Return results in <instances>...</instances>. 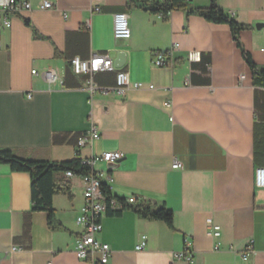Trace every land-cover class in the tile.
I'll use <instances>...</instances> for the list:
<instances>
[{
  "label": "crops",
  "instance_id": "1",
  "mask_svg": "<svg viewBox=\"0 0 264 264\" xmlns=\"http://www.w3.org/2000/svg\"><path fill=\"white\" fill-rule=\"evenodd\" d=\"M44 1L53 8L42 9ZM30 2L31 10L9 15L11 26L0 29V149L59 162L122 154L114 165L94 166L125 206L119 216L101 217L99 239L113 251L108 264H264V188L255 186V170L264 166V88L254 85L230 29L183 11L168 18L129 8L128 0ZM217 4L252 26L240 39L263 67L264 28L255 25L264 22V0ZM120 12L129 15V40L113 34V16ZM24 19L44 38L36 39ZM169 50L172 64L156 66L157 53ZM191 51H199L201 61L190 62ZM112 52L125 54L118 68L143 88L131 87L124 97L101 89L91 95L83 87L86 76L73 74L70 59ZM112 58L116 63V54ZM47 67L64 76V86L47 82ZM115 80V72L95 75L100 88L113 87ZM93 126L100 138L77 147ZM175 161L182 167L174 169ZM65 177L73 197L54 196L50 223L47 212L33 210L29 173L0 164V264H91L74 252L83 230L76 220L84 183ZM131 197L134 203H128ZM142 204L171 209L174 228L138 215L132 208ZM215 225L220 236L211 233ZM143 236L146 246L136 250ZM185 237L193 241L190 263L176 257ZM249 245L254 253L243 260L240 253Z\"/></svg>",
  "mask_w": 264,
  "mask_h": 264
},
{
  "label": "built area",
  "instance_id": "2",
  "mask_svg": "<svg viewBox=\"0 0 264 264\" xmlns=\"http://www.w3.org/2000/svg\"><path fill=\"white\" fill-rule=\"evenodd\" d=\"M42 9H52L53 5L49 1H44L41 4ZM32 9L30 0H8L5 4L0 6V29L9 28L11 21L9 15L21 14ZM95 11H100V7H95ZM171 13L166 15L161 14V17H168ZM67 15H65V18ZM113 34L116 40H129L131 38V29L129 25V15L127 12L116 13L113 16ZM178 45H174L173 49ZM158 58L155 60V65L162 67L172 64V50L165 54L157 53ZM202 55L199 51H191L188 55L190 62L201 61ZM70 67L73 74L86 76V82L83 87L94 94L97 89H101L103 93L108 94L113 92L118 96L124 97L128 90L133 87L135 89L143 88L141 83L132 85L129 72L123 68H117L114 60L110 54H94L89 59H83L80 56H74L70 59ZM37 74V70L32 71ZM101 72H115L116 83L113 87L100 88L95 82V75ZM47 82L51 85L64 86V76L61 75L57 69L47 67L43 72ZM148 88H155L154 85H148ZM165 106L170 107L172 103L166 101ZM100 138V132L97 127L93 126L89 131L83 133L77 140V147L91 146L94 141ZM122 158L119 151H106L98 156H92L83 159V163L92 167L94 172L89 175H76L73 172H67V177L78 176L84 183V199L85 202L77 217V224L83 226L82 232L76 238L75 254L81 260H89L91 264H108L112 256V249L108 243L102 242L99 235L103 230L101 217L109 211L123 210V203L119 201L118 197L111 194H105L103 188L105 185L102 181V173L95 171L94 166L99 161H104L108 164H116ZM174 169L182 167L179 161H175L172 165ZM255 186L264 188V166H258L255 170ZM109 190V188H108ZM135 197L128 199V203H134ZM211 222V221H209ZM215 236H220V226H213L212 232ZM183 250L177 253L176 257L187 262H193V241L189 237L183 239ZM146 246V237H142V241L136 246V250H142ZM15 249V248H14ZM254 253L253 245L247 246L240 256L243 260H248Z\"/></svg>",
  "mask_w": 264,
  "mask_h": 264
},
{
  "label": "trees",
  "instance_id": "3",
  "mask_svg": "<svg viewBox=\"0 0 264 264\" xmlns=\"http://www.w3.org/2000/svg\"><path fill=\"white\" fill-rule=\"evenodd\" d=\"M129 8H136L153 14H168L174 11H183L187 15L196 14L204 18L207 22L227 26L232 37L241 50L243 58L249 65L253 74L255 86L264 88V66L260 67L254 63L251 55L243 48L240 33L243 30L251 29L249 24L237 21L232 15L222 10L217 0H210L208 7H194L190 0H128ZM25 24L33 29L36 39L44 38L39 35L31 21L24 19ZM167 51L163 52L165 54ZM0 164H8L13 171L27 172L31 178V198L34 211H45L48 213L50 223L55 222V210L53 199L55 195L65 194L70 199L72 196L71 182L65 177L67 172L76 175H89L94 172L92 167L83 163V159H73L69 161L50 160H30L21 158L11 149H0ZM105 194L111 196L108 187L103 188ZM114 196V195H113ZM116 197V196H115ZM123 203V199L118 197ZM125 206H123L124 210ZM132 208V207H131ZM138 215L149 220L164 221L173 229L174 213L171 209L162 206L156 209L144 204L132 208ZM122 210L109 211V216H119Z\"/></svg>",
  "mask_w": 264,
  "mask_h": 264
},
{
  "label": "water",
  "instance_id": "4",
  "mask_svg": "<svg viewBox=\"0 0 264 264\" xmlns=\"http://www.w3.org/2000/svg\"><path fill=\"white\" fill-rule=\"evenodd\" d=\"M257 30H262L264 28V22H259L255 25ZM116 54L117 58H116V67H122L125 63H124V59H125V54L123 52H112L111 57H113Z\"/></svg>",
  "mask_w": 264,
  "mask_h": 264
},
{
  "label": "bare ground",
  "instance_id": "5",
  "mask_svg": "<svg viewBox=\"0 0 264 264\" xmlns=\"http://www.w3.org/2000/svg\"><path fill=\"white\" fill-rule=\"evenodd\" d=\"M116 66V65H115ZM118 68V67H117Z\"/></svg>",
  "mask_w": 264,
  "mask_h": 264
}]
</instances>
